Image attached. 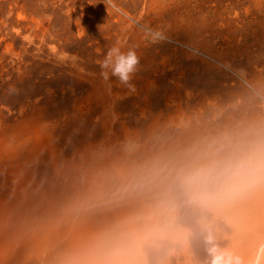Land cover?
<instances>
[{"label": "rangeland", "instance_id": "374dc122", "mask_svg": "<svg viewBox=\"0 0 264 264\" xmlns=\"http://www.w3.org/2000/svg\"><path fill=\"white\" fill-rule=\"evenodd\" d=\"M113 46L140 57L134 90L100 75ZM257 134L264 0H0V264H89L114 230L138 233L137 264H255L264 187L200 201L173 171L123 188Z\"/></svg>", "mask_w": 264, "mask_h": 264}, {"label": "clouds", "instance_id": "9594fccd", "mask_svg": "<svg viewBox=\"0 0 264 264\" xmlns=\"http://www.w3.org/2000/svg\"><path fill=\"white\" fill-rule=\"evenodd\" d=\"M148 34L153 43L164 39L159 32L148 30ZM139 66L140 57L135 49L124 52L118 46L109 48L99 61L100 75L104 81L114 77L119 84L132 90L134 86L131 81ZM202 160L205 162L201 163ZM173 171H177L187 194L200 201L239 197L264 187V136L257 134L247 139L225 136L220 141L210 143L178 170L171 162L154 164L134 175L124 186L123 192L143 193L151 190L164 173L171 174ZM140 239L135 231L114 230L88 253L89 264H137L131 251L140 243ZM216 264H242V261L238 257L234 260L217 259Z\"/></svg>", "mask_w": 264, "mask_h": 264}, {"label": "bare ground", "instance_id": "6f19581e", "mask_svg": "<svg viewBox=\"0 0 264 264\" xmlns=\"http://www.w3.org/2000/svg\"><path fill=\"white\" fill-rule=\"evenodd\" d=\"M260 244V243H259ZM259 246V245H258ZM258 248V252H256L257 254H258V256L256 257V255H254L257 259H254V261H255V264H259V261H260V258H261V256H262V253H264V243H262L259 247H257ZM257 250V249H256ZM255 253V254H256Z\"/></svg>", "mask_w": 264, "mask_h": 264}]
</instances>
